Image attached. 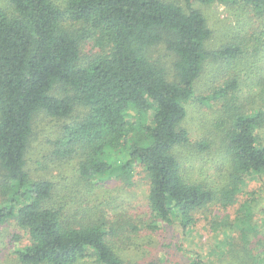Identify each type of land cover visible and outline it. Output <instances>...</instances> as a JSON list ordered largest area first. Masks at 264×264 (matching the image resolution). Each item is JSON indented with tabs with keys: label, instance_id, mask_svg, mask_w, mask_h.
Masks as SVG:
<instances>
[{
	"label": "trees",
	"instance_id": "obj_1",
	"mask_svg": "<svg viewBox=\"0 0 264 264\" xmlns=\"http://www.w3.org/2000/svg\"><path fill=\"white\" fill-rule=\"evenodd\" d=\"M178 1L5 0L0 6V227L14 220L24 232L27 242L15 252L22 264H82L92 258L125 264L120 252L128 242L144 251L161 222L184 237L197 213L236 204L249 181L264 178L258 135L264 110H246L235 78L210 98L227 121L221 162L227 168H218L214 186L189 173L180 152L195 145L183 124L205 61H237L243 54L238 44L210 53L213 31L193 4H239L262 24L264 0H180L185 7ZM92 41L108 50L86 59L83 49ZM159 46L175 56L172 80L152 58ZM77 108L86 116L64 126L58 153L76 157L87 191L110 181L133 187L141 171L149 187L145 211L115 221L103 214L84 223L69 214L64 198L55 200L53 182L30 176L27 153L36 116L67 120ZM196 145L211 150L207 141ZM258 200L250 197L237 225L229 226L242 230L248 261L264 264L247 235ZM126 229L135 242L124 237ZM192 264L207 263L194 253Z\"/></svg>",
	"mask_w": 264,
	"mask_h": 264
},
{
	"label": "rangeland",
	"instance_id": "obj_2",
	"mask_svg": "<svg viewBox=\"0 0 264 264\" xmlns=\"http://www.w3.org/2000/svg\"><path fill=\"white\" fill-rule=\"evenodd\" d=\"M178 3L185 7L180 0ZM3 5L5 0H0V6ZM193 7L201 10L213 31L212 39L207 44L210 53L232 44L243 48V54L237 61L216 60L209 56L196 84L197 97L186 104L187 118L183 127L189 131L195 145L186 146L180 152L186 158L189 173L214 186L220 177L218 168L223 171L227 168V165L221 164L227 153V121L220 103L210 98L224 83L235 78L240 85L237 97L245 104L246 110H264V23H259L258 18L239 4L195 2ZM107 50V45L102 47L92 41L86 43L82 56L87 59ZM152 58L165 67L172 80L175 75V56L165 47L159 46L153 50ZM85 116L86 111L82 108H77L67 120H56L45 113L36 116L27 153L30 176L34 180L53 182L56 186L55 200L59 202L64 198L68 203L69 214L75 215L78 221L87 223L90 217L97 218L103 214L114 221L116 216L122 214L131 217L140 214L146 209L149 192L144 173L139 171L133 187L110 181L104 184L103 189L87 191L75 169L76 157L71 156L72 159L58 153L64 149L58 144L64 138V126L79 123ZM258 135L264 145V127L258 131ZM205 141L210 143V151L204 152L196 145L197 142ZM250 197L259 200L253 210L252 227L247 232L248 242L261 259L264 257V178L261 177L249 181L246 191L238 196L236 204L227 208L209 206L197 213L196 225L184 237L177 227L161 222L152 240L146 241L148 246L144 251L134 250L128 242V249L120 252V255L125 264H192L194 253L207 264H254L248 261L244 252L242 230L234 227L233 231L229 226L237 225L238 211ZM124 237L136 241L127 229ZM139 241L145 244L143 240ZM26 242V236L16 221L1 226L0 264H22L15 252L24 247ZM82 264L99 263L92 258Z\"/></svg>",
	"mask_w": 264,
	"mask_h": 264
}]
</instances>
